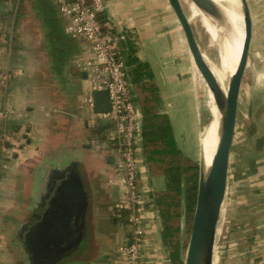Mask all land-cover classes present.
Listing matches in <instances>:
<instances>
[{
    "label": "crops",
    "instance_id": "crops-1",
    "mask_svg": "<svg viewBox=\"0 0 264 264\" xmlns=\"http://www.w3.org/2000/svg\"><path fill=\"white\" fill-rule=\"evenodd\" d=\"M105 3L102 18L124 34V43L133 45V56L148 64L158 84L161 111L168 115L174 133L171 112L175 111L172 98L167 95L186 90L194 99L195 94L188 83L192 78L178 64V59H184L180 43L185 40L179 38V25L172 9L167 0H105ZM67 22L55 0H0V69L9 74L8 85L0 95V111L12 110L0 113V130L21 141L19 148L9 147L15 158L8 162L33 174L30 188L33 199L40 193L46 165L74 158L80 161L89 194L87 216L91 213V219L84 243L71 256L75 260L70 264H119L117 247L129 229L115 223L111 216L116 190L106 181L112 164L105 161L106 156H111L107 149L111 145L102 148L105 141L100 130L90 128L89 117L81 107L86 81L77 64L93 51L84 39L64 32ZM260 40L257 46L252 35L250 50L253 47L255 54L249 60L252 64L247 80L249 98L241 111L240 92L236 128L243 129L249 141L250 149L245 153L249 171L244 180L251 181L250 188L256 187L250 190L251 194L262 195L255 205L264 209V134H261L264 100L256 104L252 94L254 82L264 75L261 57L264 42ZM167 64H175L174 73H169ZM97 135L99 146L92 142ZM174 136L176 139L175 133ZM138 156L145 167L140 148ZM146 177L151 187L147 173ZM162 185L154 192L162 189ZM143 223L146 227L140 244L143 263L173 264L156 211H147ZM252 226L257 232L251 233L255 241L248 251L251 264H264V216L258 217ZM85 254L87 259L83 260Z\"/></svg>",
    "mask_w": 264,
    "mask_h": 264
},
{
    "label": "water",
    "instance_id": "water-1",
    "mask_svg": "<svg viewBox=\"0 0 264 264\" xmlns=\"http://www.w3.org/2000/svg\"><path fill=\"white\" fill-rule=\"evenodd\" d=\"M167 2L183 34L191 63L204 86L211 93L218 114L217 141L206 168H204L200 145L196 204L183 264H214L218 224L228 188L239 94L252 39V20L247 0H239L244 35L236 68L230 76L225 91L199 46L193 24L185 9V2L192 3L210 22L214 23L223 19L219 6L213 0H167ZM83 76H85L84 73ZM128 80L139 111L138 142L142 152L143 113L129 76ZM93 97L96 112L109 111L110 101L107 90H96L93 92ZM143 161L147 176L151 179L145 157ZM107 162L112 164L113 157L109 156ZM42 179L39 193L42 194L40 200L42 204H39L42 209L34 215L33 223H25L20 236L23 239L25 257L29 264H58L73 256L74 250L81 247L85 240V217L88 207L85 179L77 158L71 159L63 167L55 164L46 165ZM150 189L153 195L152 185ZM155 211L166 243L160 215L156 209ZM181 232L184 235V203L181 207ZM167 249H169L168 246Z\"/></svg>",
    "mask_w": 264,
    "mask_h": 264
},
{
    "label": "rangeland",
    "instance_id": "rangeland-1",
    "mask_svg": "<svg viewBox=\"0 0 264 264\" xmlns=\"http://www.w3.org/2000/svg\"><path fill=\"white\" fill-rule=\"evenodd\" d=\"M247 2L252 20L253 43L258 46L260 39L261 42H264V0H247ZM185 9L189 14L187 2H185ZM192 24L201 50L210 63L218 65L220 60L219 52L222 50V36L214 39L206 31L199 18L193 20ZM177 32L180 40H182L184 37L179 27ZM180 44L182 48L180 55L184 56V59H178V64L181 69L187 70L185 72L187 73L186 76L188 75V77L192 78L188 83L193 86L195 98L191 99L190 95L192 94H189L186 90H176V92L167 96L172 98L171 100L168 97L173 102L175 111L171 112V117L176 142L185 155L199 161L200 145L205 140L214 108L207 102L205 86L191 63L186 43ZM252 48L251 50L249 49L250 57L248 56L241 84L240 92L243 99L241 111L248 103L246 98H249L247 80L252 68L249 60L255 54ZM261 57L262 59L264 58L262 55ZM167 67L169 73L175 72V64H167ZM263 78L264 75L262 74L261 80L257 79L253 85L252 94L256 104L263 103L264 100ZM85 110L88 117H91L92 110L89 108H85ZM240 123L242 124V122ZM235 132L230 158L227 194L216 236L214 264H251L252 257L248 251L250 250V245L255 243L252 234L257 232L254 228L255 226L253 227L252 225L256 223L258 217L264 216V209L255 205L262 195L257 197L255 193L251 194L250 190H254L256 187L250 188L248 183L251 181L244 180L248 176L246 172L249 171V159L245 154L250 149L248 147L249 141L240 127L236 128ZM261 134H264L263 130ZM105 144L106 146L112 145L107 139H105ZM9 147L11 146L0 143V264H26L22 248L19 241L15 238V232L18 225L29 218V212L34 204L30 191L33 174L31 175L28 171L26 173L25 170L16 169V163L8 162L10 159L14 160L15 158L10 155L12 151ZM239 151L242 153H239ZM69 162L70 160L62 162L58 166L63 167ZM158 179L159 177L151 176L150 183L153 189H157L163 183V180H160L161 184L158 185ZM236 179L238 180L236 181ZM42 181L41 178V183ZM241 198L242 201H240ZM250 198L252 199L250 200ZM90 214L86 216V228L90 226ZM82 259H87L86 254ZM74 260L75 258L70 257L68 261L72 262Z\"/></svg>",
    "mask_w": 264,
    "mask_h": 264
},
{
    "label": "built area",
    "instance_id": "built-area-1",
    "mask_svg": "<svg viewBox=\"0 0 264 264\" xmlns=\"http://www.w3.org/2000/svg\"><path fill=\"white\" fill-rule=\"evenodd\" d=\"M61 14L68 20L64 32L88 42L92 55L80 61L77 66L85 74L86 87L81 107L92 110L88 123L92 130H100L102 137L112 145V170L108 184L116 190L113 204L114 214L127 211L128 234L120 241L117 252L119 264H144L140 244L146 232L147 211L155 212L151 189L147 183L146 170L138 156L139 111L132 87L128 80L127 68L120 52L124 35L116 30L107 19L101 18L106 9L105 0H55ZM9 74L0 69V95L7 87ZM107 90L110 109L107 112L94 110L93 92ZM12 110L2 109L1 115ZM99 136L92 140L99 146ZM0 143L19 148L21 141L0 130ZM101 147V146H100Z\"/></svg>",
    "mask_w": 264,
    "mask_h": 264
},
{
    "label": "trees",
    "instance_id": "trees-1",
    "mask_svg": "<svg viewBox=\"0 0 264 264\" xmlns=\"http://www.w3.org/2000/svg\"><path fill=\"white\" fill-rule=\"evenodd\" d=\"M124 35V34H123ZM120 42L121 56L143 113V151L151 176L163 178V188L152 196L158 211L173 264H183L196 204L199 162L178 146L170 119L161 111V97L147 63L133 56L131 43ZM96 131V130H94ZM98 131V130H97ZM185 206V232H181V207ZM127 211L115 215V223L127 226ZM63 262L60 261V263Z\"/></svg>",
    "mask_w": 264,
    "mask_h": 264
},
{
    "label": "bare ground",
    "instance_id": "bare-ground-1",
    "mask_svg": "<svg viewBox=\"0 0 264 264\" xmlns=\"http://www.w3.org/2000/svg\"><path fill=\"white\" fill-rule=\"evenodd\" d=\"M220 8L223 19L218 23L210 22L192 3L188 2L190 21L199 18L206 31L214 38L222 36V50L219 64L215 65L208 61L211 69L220 81L222 88L226 91L230 76L234 72L241 48L244 31L242 25V15L239 10V0H213ZM206 32V33H207ZM216 42V41H215ZM213 44V42H212ZM220 50V49H219ZM194 67V66H193ZM196 71V70H195ZM197 73V72H196ZM200 77V76H199ZM201 78V77H200ZM207 102L213 106L212 118L207 130L204 142L201 144L202 159L204 168L211 160L217 141V118L218 114L212 99L211 93L205 87Z\"/></svg>",
    "mask_w": 264,
    "mask_h": 264
},
{
    "label": "flooded vegetation",
    "instance_id": "flooded-vegetation-1",
    "mask_svg": "<svg viewBox=\"0 0 264 264\" xmlns=\"http://www.w3.org/2000/svg\"><path fill=\"white\" fill-rule=\"evenodd\" d=\"M108 155H109V154H108ZM108 157H109V156H106L105 161H107ZM112 157H113V156H112ZM110 174H111V173H110ZM110 174L107 176V179H106L107 183H108V178H109ZM108 185H109V184H108ZM109 186H110V185H109ZM85 191H86V193H87V203H88V200H89V199H88L89 194H88L87 186H85ZM41 197H42V194H39V195L36 197V199H33V200H34V204H33V207L31 208V211L29 212V218H28L26 221L20 223V224L18 225L17 229H16V232H15V238L19 241V244H20V246H21V248H22V251H23V254H24V258H25V259H26V257H25V256H26V251H25V249H24V246H23V239H22V237L20 236V234L23 232V227L25 226V223H33V221H34V215H35L36 213H39L40 210L42 209L41 206L39 205V204H42V201H40V200H41ZM113 204H114V201H113V203H112V208H111V212H112V214H111V216H112V219L115 220V214H114V211H113ZM87 209H88V207H87ZM86 216H87V210H86ZM85 229H86V217H85ZM77 249H79V248H76V249L74 250L75 253L77 252ZM71 258H72V257H71ZM68 260H70V257L64 259L63 262H61V263L59 262L58 264H69V263H71V261H68ZM26 264H29L27 259H26Z\"/></svg>",
    "mask_w": 264,
    "mask_h": 264
}]
</instances>
